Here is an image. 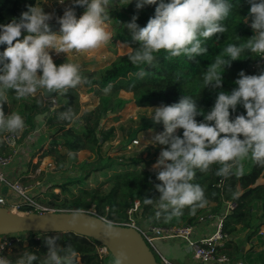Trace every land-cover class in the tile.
<instances>
[{
    "label": "trees",
    "instance_id": "1",
    "mask_svg": "<svg viewBox=\"0 0 264 264\" xmlns=\"http://www.w3.org/2000/svg\"><path fill=\"white\" fill-rule=\"evenodd\" d=\"M39 1L0 0V24H8L14 18L18 19L22 12L28 10L29 5L36 6ZM109 1L111 5L106 11L107 21L114 19L117 23L114 41L124 43L131 48L130 51L118 55L109 64L94 71L80 66V75L86 82L56 93L54 98L58 106L52 109L44 100L39 88L34 94L19 100L15 92L9 90L7 101L0 103V111H3L5 115L15 112L23 118L22 139L35 129L37 117H44L42 122L46 130L56 138L49 142L43 156H50L56 169H62L69 161V157L76 156L80 151L88 150L95 154L94 159L83 166L82 177L72 178L56 185L66 193V196L56 197L49 201L48 205L54 206L58 211H90L112 222L123 223L130 220L129 210L134 207L135 201H139L138 208L132 214L137 223L140 225L151 223L165 227L194 225L202 214L218 213L223 215L224 231L230 235V239L219 248V252L230 257L232 262L264 264V167H260L249 158L250 169H244V174L239 177L232 176L228 179L215 175L219 165H213L207 173L196 170L197 174L193 183H198L204 188L208 204L198 208L194 214L189 207H185L182 215L168 219L167 214L157 218L155 205H145L143 202L145 197L156 199L160 195L154 187L155 184L160 183L156 179L154 169L142 172L126 171V167L131 164L143 163L142 158H135L128 163L129 158L124 155L108 157L104 160L102 154V147L113 141L118 132L121 133V141L126 146L137 137L140 131L162 124H156L152 119H144V124L135 129L133 127L127 129L124 124L106 127L103 122L110 119L118 121L120 113L130 102V99L121 95V91L131 92L132 100L140 107L171 105L179 102L182 96L189 95L196 100L198 108L207 114L214 106L219 91L231 92L238 87L235 81L239 78L241 71L248 75L259 74L252 68L259 56L245 51L240 60L233 61L231 67H226L223 72L222 88H205L201 76L228 44L239 45L254 35L249 24L244 23L250 10L248 0H229L234 7L230 16L223 22L228 31L204 41V46L208 48L207 54L189 60L183 55L170 57L167 52L161 50L159 53H154L156 59L151 65L145 63L139 66L133 65L128 59L129 54L138 48L139 44L132 39L125 25L132 21L133 16H137L136 23L141 27L146 26L149 18L155 13L156 5H145L142 9H137L136 0ZM69 6H73L72 0L67 7ZM75 11L78 15L85 9L75 6ZM6 47L7 45H0V52H3ZM67 60L74 63L68 57L57 58L54 62L59 66ZM141 71L145 73L143 77L138 75ZM109 86L110 91L105 93L104 90ZM81 89L93 92L97 96L98 103L92 109H82ZM69 108L73 110L74 119L60 120L59 114ZM239 114L246 115L242 105L237 106L232 117ZM196 119L203 121L204 117L198 116ZM5 131L0 130V134ZM178 134L182 136L183 130L179 129ZM0 145H5L4 141ZM118 158L122 160L118 161ZM115 164H119L122 171L115 173L108 180L107 187H89L84 183L91 173L109 170ZM233 193L236 195L234 196ZM229 202H234L235 207L225 213ZM18 210L28 212L31 206L22 204ZM260 233L263 235L256 241L255 237ZM242 234H244L243 240L238 241V237ZM48 236L57 237L61 247L73 248L76 252L74 264H115V258L110 253L104 256L99 255L96 249L97 245L101 244L98 241L73 232L20 234L18 239L4 247L1 253L14 264L19 256L29 251L38 257L34 264H42L47 252L43 241ZM155 254L161 263L160 256L157 252Z\"/></svg>",
    "mask_w": 264,
    "mask_h": 264
},
{
    "label": "clouds",
    "instance_id": "2",
    "mask_svg": "<svg viewBox=\"0 0 264 264\" xmlns=\"http://www.w3.org/2000/svg\"><path fill=\"white\" fill-rule=\"evenodd\" d=\"M248 3L250 10L244 23L249 24L254 35L239 45L228 44L215 57L201 75L205 88H222L226 67L240 60L245 51L264 57V0H248ZM72 4L57 18L58 33L49 25L53 16L37 5H29L18 19L0 24V45H7L0 52V103L7 101L9 90L14 91L19 100L34 94L38 88L58 93L86 82L80 75L79 64L67 60L57 66L50 51L55 50L57 54L89 52L106 44L111 39L105 23L109 0H72ZM145 5H156L146 26L136 23L137 16L125 25L139 44L128 56L137 66L151 65L156 59L154 53L161 50L170 57L183 55L189 60L207 54L204 41L228 31L223 22L234 7L229 0H136L137 9ZM75 6L85 9L79 18ZM144 74L143 71L138 73L141 77ZM235 84L238 87L231 92H218L207 114L189 95L182 96L177 103L152 109L150 119L164 126V131L156 134L152 142L165 147L153 165L156 179L160 181L154 187L160 195L156 199L145 197L143 202L155 205L157 218L162 214H167L168 219L180 216L185 207L194 214L208 204L204 188L193 183L196 170L207 173L213 165H219L215 175L228 179L244 174L243 162L248 158L264 167V72L248 75L241 71ZM104 91L109 92L110 86ZM238 105L243 106L246 115L233 118ZM198 116H203V121H198ZM59 119L73 120V110L69 108L60 113ZM23 128L24 120L18 113L5 115L0 111V130L15 133ZM179 129L183 130L182 136L178 134ZM78 219L79 213H74L69 222L74 224ZM104 231L109 239L122 236L121 229L110 223L105 225ZM57 241L54 236L43 241L47 252L42 264H74L76 252L71 246L61 247ZM37 259L34 253L25 251L14 264H34ZM127 261V254L121 252L115 264ZM0 264L13 262L0 257Z\"/></svg>",
    "mask_w": 264,
    "mask_h": 264
},
{
    "label": "rangeland",
    "instance_id": "3",
    "mask_svg": "<svg viewBox=\"0 0 264 264\" xmlns=\"http://www.w3.org/2000/svg\"><path fill=\"white\" fill-rule=\"evenodd\" d=\"M70 2L71 0H64V3L61 4L60 0H40L38 6L42 7L46 13H49L53 16V19L49 23H57V18L63 16V11L70 4ZM110 5L111 2L109 1V6ZM82 14L83 12L78 14L77 18H79V16H81ZM105 23L107 30L111 33V39L106 44L102 45L96 50L89 52L78 53L76 51H72L68 54L65 53L57 54L55 50H51L50 55L52 56L53 60L57 58L68 57L75 64H79L81 67L85 69L94 71L109 64V62L115 59L118 55L130 51L131 48L125 45L124 43H121L120 41L117 42L114 41L115 30L117 27V23L115 22V20L110 19ZM59 29L60 27L54 30L53 32L58 33ZM26 34H27L26 32L23 33L22 37L23 35ZM80 92H81L80 101L82 103L83 110L92 109L94 106L97 105L98 98L97 96L94 95L93 92H86V90L83 89H81ZM41 94L43 95L42 91ZM121 95L127 99H130V102L120 113V118L118 121L110 119L108 121L103 122L106 125V127H110L112 125L118 126L119 124H124L127 129H129L130 127H133L134 129L138 128L139 126H142L144 124L145 121L144 119H150V117L153 114L152 109L158 107V106H148V107L137 106L134 100H132L131 92H127L123 90L121 91ZM44 100L49 103L51 109L58 106L55 98H51V99L44 98ZM54 100L55 103H53ZM23 130L24 128L16 132L19 135V141L22 139L21 135ZM163 131H164L163 124L157 127H148L137 134V137L135 138L138 140L137 144L132 143L134 141L133 139L131 142L132 144L125 143L127 144L126 146H124L123 141H121L122 140L121 133L118 132L117 137L113 141H111L110 143H106L102 147V154L104 156V160H107L108 157H121L122 155H124L129 158L128 163H131L135 158H142L143 163L136 165L131 164L126 167L127 168L126 171L142 172L144 170H153L154 169L153 165L157 162L160 152L162 148L165 146L153 144L152 140L156 134ZM51 135L52 133L46 130L44 122H42V120H38L35 129H33L32 132L29 133L25 139L21 140L23 142L28 141L27 138L29 137V143L31 144L33 143L34 145V152L28 151L27 152L28 154L25 155L27 157V160L29 159V157H31V161L34 162L35 158H37L36 160L37 162L41 158L40 165L43 167L45 171L44 177H42L41 179L43 181V182L41 181V186L42 189L44 188L46 193H45L44 201L43 202L40 201V202L44 204H47L45 202V199L47 201H49L50 199L51 201L54 200V198L56 197L59 198L65 197L66 193L61 191V189L56 187V185L58 183H63L64 181L72 178L82 177V175H84L83 166L88 162L92 161L95 157V154L92 153L91 151L83 150L80 151L78 154H76V156L69 157V161L66 162V164L62 167V169L60 170L56 169V165L53 159L50 156H43V153L46 149L43 150L42 149L43 147H39V145H41L43 141L48 142L56 138ZM38 140H42V141H39L38 143L37 142ZM35 145H38L39 148L35 147ZM33 155L34 157H32ZM121 160L122 158H118V161ZM243 163H244V169L249 170L251 166L250 159L249 158L246 159ZM121 171H122L121 166L119 164H115V166H113L109 170L96 171L91 173L90 176L87 178V180L84 181V183L89 187L105 188L108 185V180L111 177H113L115 173ZM262 235L263 234L260 233L257 237H255L256 241L260 240L261 239L260 236ZM19 236L20 234L13 235L15 239H18ZM243 237L244 234L240 235V237L238 238L239 241H242ZM0 240H3L2 236H0Z\"/></svg>",
    "mask_w": 264,
    "mask_h": 264
},
{
    "label": "built area",
    "instance_id": "4",
    "mask_svg": "<svg viewBox=\"0 0 264 264\" xmlns=\"http://www.w3.org/2000/svg\"><path fill=\"white\" fill-rule=\"evenodd\" d=\"M253 70L256 73L264 72V57L257 59L253 65ZM54 98V97H53ZM55 103V100L53 101ZM54 106V105H53ZM3 141L5 145L10 147L9 152H5L0 147V206H6L14 210H18L20 205L26 204L31 206L30 211H56V208L47 207L38 202L33 194L34 188L37 186L32 183H25L20 179L9 181L7 179L6 168L12 165L19 151V135L18 133L8 132L4 135ZM133 144H137L138 140L134 139ZM131 143V144H132ZM36 171H39L37 169ZM7 184L11 190L21 198V203L11 205L7 196L2 192V186ZM139 201H135L133 208L129 210L130 220L121 224L137 228L154 252H157L161 258L160 264H175L169 257L160 252L156 243L164 240L183 241L192 253L198 264H246L243 261L232 262L230 257L219 252V248L224 246L225 242L230 239V235L224 231L223 215L218 213L207 212L202 214L198 222L194 225L182 226H155L151 223L140 225L133 218L132 214L138 208ZM235 207L234 202H229L226 207V212ZM215 222V229L211 232L207 223ZM201 225H205L202 226ZM3 240L0 243V257H5L1 251L4 247L11 245L15 240L13 235L2 236ZM97 252L100 256L107 255L108 249L103 245H97ZM261 264V263H258Z\"/></svg>",
    "mask_w": 264,
    "mask_h": 264
},
{
    "label": "water",
    "instance_id": "5",
    "mask_svg": "<svg viewBox=\"0 0 264 264\" xmlns=\"http://www.w3.org/2000/svg\"><path fill=\"white\" fill-rule=\"evenodd\" d=\"M52 31L60 27L49 23ZM45 99L53 98L56 93L42 90ZM74 213H79L76 223H70ZM113 224L122 231L120 239H109L105 235V225ZM27 232H73L98 241L115 258L121 252L128 256L126 264H160L156 254L142 233L135 227L112 222L101 215L85 210L28 211L20 212L0 206V236L24 234Z\"/></svg>",
    "mask_w": 264,
    "mask_h": 264
},
{
    "label": "crops",
    "instance_id": "6",
    "mask_svg": "<svg viewBox=\"0 0 264 264\" xmlns=\"http://www.w3.org/2000/svg\"><path fill=\"white\" fill-rule=\"evenodd\" d=\"M39 3V2H38ZM38 6V4H37ZM22 39V37H21ZM8 131H5L2 135L0 134V144L3 141L4 135ZM28 141H19V151L16 155L15 161L12 165L6 168L7 172V179L9 181H14L17 179H20L21 181L25 183H32L37 185L34 190L32 191L35 195V198L38 202L44 201L45 198V190L42 189L41 186V179L44 177L45 171L43 167L40 165L41 158L39 161L36 162L37 158H35V161H31V157L27 160V157L25 156L28 154L27 152L33 151L34 152V145L33 143H29V137L27 138ZM51 139V138H50ZM38 140L37 142L39 143ZM50 142V141H48ZM48 142L43 141L39 147H43L42 149L45 150L48 147ZM1 146V145H0ZM35 147H38V145H35ZM38 147V148H39ZM45 147V148H44ZM1 149L3 151H9L10 148L7 145H2ZM34 157V155L32 156ZM36 162V163H35ZM39 169V171H36ZM41 169V170H40ZM43 182V181H42ZM44 190V191H43ZM2 192L7 196V199L11 205L21 203V198L16 195L10 187H8L7 184H4L2 186ZM50 201V199H49ZM49 201L45 199V202L48 204ZM40 202V203H42ZM23 204V203H22ZM21 204V205H22ZM43 205L47 207H53L52 205H47L42 203ZM209 226L210 231L212 232L215 229V222L207 223ZM205 226V225H201ZM239 238V237H238ZM239 241V239H237ZM2 240H0L1 243ZM158 249L161 253L166 254L167 257H169L175 264H198V262L194 259L192 256V253L189 252L188 247L185 245L183 241L178 240H164V241H158L157 243Z\"/></svg>",
    "mask_w": 264,
    "mask_h": 264
}]
</instances>
